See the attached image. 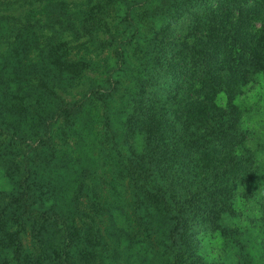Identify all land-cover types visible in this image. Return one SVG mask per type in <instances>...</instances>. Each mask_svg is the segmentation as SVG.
<instances>
[{
	"label": "trees",
	"instance_id": "16d2710c",
	"mask_svg": "<svg viewBox=\"0 0 264 264\" xmlns=\"http://www.w3.org/2000/svg\"><path fill=\"white\" fill-rule=\"evenodd\" d=\"M71 1L0 0V28L25 31L43 6ZM74 2L80 25L105 53L106 97L120 98L126 132L140 137L139 148L121 142L109 168L122 180L117 203L145 223L143 264H218L199 251V229L218 231L237 264H248L253 239L226 218L238 216L237 186L260 176L236 98L253 75H264V0ZM54 65L75 77L80 71L71 57ZM92 94L101 98L102 91L91 82L81 99L62 108L74 114ZM1 132L17 184L0 198V264H127L100 255L98 226L76 244L71 219L39 195L38 149L11 144L23 140L8 125L0 124Z\"/></svg>",
	"mask_w": 264,
	"mask_h": 264
},
{
	"label": "rangeland",
	"instance_id": "374dc122",
	"mask_svg": "<svg viewBox=\"0 0 264 264\" xmlns=\"http://www.w3.org/2000/svg\"><path fill=\"white\" fill-rule=\"evenodd\" d=\"M74 1L50 5L47 10L43 6L40 19H28L30 26L25 31L7 33L0 28V124L8 125L23 140L11 144L23 149L35 145L38 149L34 170L40 174L39 195L47 206L71 219L77 229L76 244L93 237L98 226L104 240L100 255L107 262L121 258L127 264H143L145 223L117 203L122 196V180L115 179L109 168L117 164L113 154L119 144L125 140V146L139 148L140 137L126 132L125 115L117 109L120 98L106 97L110 75L102 66L105 53L80 25L83 16L73 11ZM71 24L76 28H69ZM65 57L77 61L80 71L76 77L54 65ZM75 79L80 83L75 85ZM91 82L102 91L101 98L89 95L76 113L65 111L62 105L81 99ZM102 102L108 112L102 111ZM236 102L243 108L242 127L249 135L246 146L257 158L260 176L237 186L234 206L238 216L226 218V224L238 225L253 239L248 264H264L262 73L253 75ZM219 103H224V97ZM3 137L5 132L0 133V142ZM8 145L4 140L0 143V198H7L17 184V173L9 168ZM196 237L199 251L208 262L237 264L234 248L218 231L199 229Z\"/></svg>",
	"mask_w": 264,
	"mask_h": 264
}]
</instances>
